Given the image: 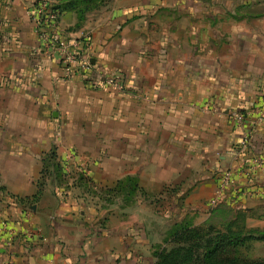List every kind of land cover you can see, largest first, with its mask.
I'll use <instances>...</instances> for the list:
<instances>
[{
	"label": "crops",
	"instance_id": "obj_1",
	"mask_svg": "<svg viewBox=\"0 0 264 264\" xmlns=\"http://www.w3.org/2000/svg\"><path fill=\"white\" fill-rule=\"evenodd\" d=\"M35 1L0 0V264H154L175 219L264 233V120L245 150L228 117L264 96V0H53L123 90L32 53ZM52 148L87 183L39 191Z\"/></svg>",
	"mask_w": 264,
	"mask_h": 264
},
{
	"label": "built area",
	"instance_id": "obj_2",
	"mask_svg": "<svg viewBox=\"0 0 264 264\" xmlns=\"http://www.w3.org/2000/svg\"><path fill=\"white\" fill-rule=\"evenodd\" d=\"M54 5L55 2L53 0H37L31 7L29 17L38 43L33 48L32 53L39 58H52L62 64V78L66 81H71L76 76L93 71L99 77L101 85L123 90L125 77L122 73L103 67L96 69L93 67L90 58L91 43L89 34H83L79 39H67L64 37L59 20L61 12L54 8ZM249 116H254L253 125L264 120V96L249 111L233 110L228 113L232 123L242 128L238 142L241 149L245 150L248 148V141L251 136V129L244 127V122ZM254 162L262 164L264 159L256 156ZM64 172L69 175L68 183L73 181L78 173L84 176L87 175L85 170L73 173L66 166H64ZM229 180V172L224 173L219 187L226 185Z\"/></svg>",
	"mask_w": 264,
	"mask_h": 264
},
{
	"label": "trees",
	"instance_id": "obj_3",
	"mask_svg": "<svg viewBox=\"0 0 264 264\" xmlns=\"http://www.w3.org/2000/svg\"><path fill=\"white\" fill-rule=\"evenodd\" d=\"M54 8L59 12L64 10L61 3H55ZM42 161L43 166L38 180L39 191L47 180L57 188L67 187L69 175L64 172V165L58 160L55 148L45 153ZM87 181V177L78 173L72 184L82 185ZM123 184L118 182L112 190L113 194L120 195L123 192L125 196H131L135 183L129 181ZM257 235L264 238V233ZM165 236L162 244L153 251L156 259L154 264H264V259L246 261L235 256L233 252L238 243L237 237L218 234L215 238H210L203 230L194 228L191 222L184 221L183 225L176 226ZM172 241L175 242V246L167 248Z\"/></svg>",
	"mask_w": 264,
	"mask_h": 264
},
{
	"label": "rangeland",
	"instance_id": "obj_4",
	"mask_svg": "<svg viewBox=\"0 0 264 264\" xmlns=\"http://www.w3.org/2000/svg\"><path fill=\"white\" fill-rule=\"evenodd\" d=\"M221 197V195H220ZM212 205V203H211ZM210 205V206H211ZM208 212L212 211V208H208ZM178 214H175V217ZM187 216H190V213H187ZM178 218V216H177ZM175 219L176 222L172 223L164 233L163 239L166 237V233L173 231L176 226L183 225L184 221L190 222L189 218L187 220H178ZM210 224L207 225H193L194 228L201 229L203 230V233L205 235H209L211 238H215L218 234L221 235H226V236H234L238 238V243L234 248L233 254L240 258L241 260H246V261H259L264 259V238H261L260 235H254L251 234L250 232L247 233H234L231 232L230 225L229 224H221L218 223L217 221L212 220V222H209ZM205 224V223H204ZM175 244L174 241H172L167 248L173 246ZM175 246V245H174Z\"/></svg>",
	"mask_w": 264,
	"mask_h": 264
}]
</instances>
